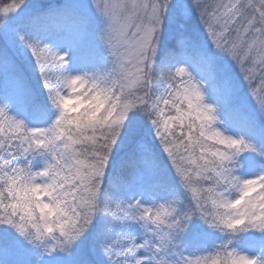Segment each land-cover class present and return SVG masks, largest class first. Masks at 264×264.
Returning <instances> with one entry per match:
<instances>
[{
  "label": "snow or ice",
  "instance_id": "snow-or-ice-1",
  "mask_svg": "<svg viewBox=\"0 0 264 264\" xmlns=\"http://www.w3.org/2000/svg\"><path fill=\"white\" fill-rule=\"evenodd\" d=\"M0 264H264V0H0Z\"/></svg>",
  "mask_w": 264,
  "mask_h": 264
}]
</instances>
